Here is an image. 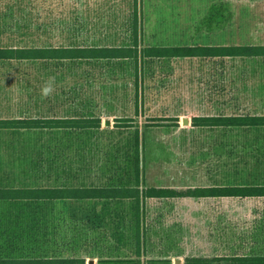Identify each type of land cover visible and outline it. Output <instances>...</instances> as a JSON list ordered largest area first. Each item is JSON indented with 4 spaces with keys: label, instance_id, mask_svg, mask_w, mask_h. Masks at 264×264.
<instances>
[{
    "label": "trees",
    "instance_id": "1",
    "mask_svg": "<svg viewBox=\"0 0 264 264\" xmlns=\"http://www.w3.org/2000/svg\"><path fill=\"white\" fill-rule=\"evenodd\" d=\"M142 17L135 0L132 35L123 44L75 39L0 46V66L17 67L15 72L0 69V95L7 85L3 77L17 78L28 107L23 115L0 116V264H90L86 254H69L58 244L67 212L84 204H89L81 208L86 223L96 229L110 224L118 242H134L129 255H103L96 264H173L145 258L152 233L149 199L264 197V181L187 188L146 184L139 117L150 96L148 80L160 76L157 65L184 58L222 63L227 57L264 58V44L146 45ZM48 84L53 91L45 97L42 89ZM120 86L134 100L135 115L104 126L96 94L101 89L116 98ZM162 118L148 117L146 125L159 126ZM192 125L263 131L264 113L195 115ZM77 216L73 213V220ZM263 228L264 222L255 231ZM186 264H264V253L188 256Z\"/></svg>",
    "mask_w": 264,
    "mask_h": 264
},
{
    "label": "rangeland",
    "instance_id": "2",
    "mask_svg": "<svg viewBox=\"0 0 264 264\" xmlns=\"http://www.w3.org/2000/svg\"><path fill=\"white\" fill-rule=\"evenodd\" d=\"M147 1L142 0L141 6L146 45L182 44L181 39L173 38L177 35H172L175 23L191 16L206 21L221 13L218 9L193 14L191 9L154 8ZM133 5V0H0V46L68 44L75 39L90 44H123L132 35ZM224 12L235 17V34L229 38L207 32L193 44H264V2L255 5L252 1L249 7ZM250 19L247 34L237 29ZM150 28L155 40L150 37ZM220 61L173 59L158 64L160 76L148 80L150 96L139 117L146 145L147 185L187 188L264 181V130L192 125L195 115L264 113V58ZM128 82L133 88V80ZM96 95L104 126H114L117 117L135 115L134 100L125 97L123 87L116 98L101 89ZM26 98L13 77L0 95V116L23 115L28 110L22 103ZM148 117L164 120L159 126L148 127ZM251 175L259 178L252 180ZM88 205H73L67 212L58 244L66 245L69 254H86L88 262L93 260L94 264L103 255H129L132 240L118 242L110 224L96 229L86 223L82 209ZM148 212L152 233L146 245L147 259L186 264L188 256L264 253V228L255 231L256 225L264 222V197L149 199ZM73 213L79 220H73ZM94 238L99 243H90ZM92 247H96L93 253Z\"/></svg>",
    "mask_w": 264,
    "mask_h": 264
},
{
    "label": "crops",
    "instance_id": "3",
    "mask_svg": "<svg viewBox=\"0 0 264 264\" xmlns=\"http://www.w3.org/2000/svg\"><path fill=\"white\" fill-rule=\"evenodd\" d=\"M135 3V0H133ZM147 1V0H146ZM150 1V7H165V8H172V9H177L179 11H184L188 9H191V11H193V14L196 13H208L211 9H218L221 13L205 20L202 19H197L196 16H191V18L189 19H185L181 22H177L175 23L172 35H174L173 33L175 32L177 35H174L173 38L175 39H181L182 44H172V45H187V44H193V40H195V38L200 39V37L203 34H207L210 32H215V33H220L222 36V34H227L228 37L230 38V36L232 37L233 34H235L236 31V26H235V17L234 16H230L229 14L225 16V10H227V12L229 13L230 11H233L237 6L240 7H249L251 5V2L254 1L255 5L258 2V4L263 3V0H148L147 2ZM138 2L140 3V7L142 6V0H138ZM134 6V5H133ZM199 9H201V11H198ZM196 17V18H195ZM251 19L246 21V22H241L243 23V26H245L246 28H244L243 26L237 27V29H239V31H243L245 34H247L248 31H250V27H248L251 23ZM148 26L150 27L149 22ZM179 23V24H178ZM245 24V25H244ZM210 25V26H207ZM248 25V26H247ZM149 32V30H145V33ZM150 37L152 40L154 39V34L151 32V28H150ZM143 35H144V29H143ZM144 37V36H143ZM201 44V43H199ZM206 45V44H204ZM227 45V44H226ZM2 46H7V45H2ZM25 46V45H24ZM229 58V57H227ZM16 66L15 67H10V66H0V69L2 71H16ZM13 77H7L4 76L3 77V82H7V85L5 86V88H7V86L10 84V80ZM9 81V82H8Z\"/></svg>",
    "mask_w": 264,
    "mask_h": 264
},
{
    "label": "clouds",
    "instance_id": "4",
    "mask_svg": "<svg viewBox=\"0 0 264 264\" xmlns=\"http://www.w3.org/2000/svg\"><path fill=\"white\" fill-rule=\"evenodd\" d=\"M52 91H53V88L51 84H48L42 89V95L47 97L52 93Z\"/></svg>",
    "mask_w": 264,
    "mask_h": 264
},
{
    "label": "water",
    "instance_id": "5",
    "mask_svg": "<svg viewBox=\"0 0 264 264\" xmlns=\"http://www.w3.org/2000/svg\"><path fill=\"white\" fill-rule=\"evenodd\" d=\"M187 122H188V119H187ZM89 263H90V264H94V261H93V260H91Z\"/></svg>",
    "mask_w": 264,
    "mask_h": 264
}]
</instances>
